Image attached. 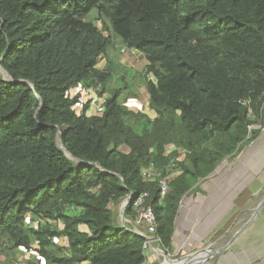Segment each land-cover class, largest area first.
I'll return each mask as SVG.
<instances>
[{"label": "trees", "instance_id": "trees-1", "mask_svg": "<svg viewBox=\"0 0 264 264\" xmlns=\"http://www.w3.org/2000/svg\"><path fill=\"white\" fill-rule=\"evenodd\" d=\"M117 42L147 62L133 78L152 118L121 99L127 77L115 88ZM0 59V244L44 264H145L146 240L114 220L129 193H148L170 252L182 198L264 127V0H0ZM78 87L107 95L100 115Z\"/></svg>", "mask_w": 264, "mask_h": 264}, {"label": "rangeland", "instance_id": "rangeland-1", "mask_svg": "<svg viewBox=\"0 0 264 264\" xmlns=\"http://www.w3.org/2000/svg\"><path fill=\"white\" fill-rule=\"evenodd\" d=\"M130 74L132 77L134 76V73ZM118 87H122V84H117L115 88ZM126 90L122 94L121 99L126 96V93L128 95L130 92H135V87L132 84ZM70 94H73V91H70ZM81 101L86 103L89 99L82 97ZM98 101L96 99L94 105L97 106ZM138 102L141 106H145L144 100ZM74 109L77 113H80L81 105L76 106ZM97 110L98 108L95 109L94 107L93 110L88 112V115H98ZM253 128H258V126H254ZM263 133L264 127L260 136ZM254 142L248 145L237 158L232 161H223L206 181L200 182L199 192H194L182 198L175 224L178 235L173 239L172 250L170 252L163 250L159 242L154 244L156 248L163 250L170 259H177L211 247L214 252H217V250L219 252L215 253L208 260V264H264L263 260L257 258V256L264 254V207L261 209V212L254 213L259 202L264 199V162L257 167L258 162L256 161L252 164L251 168L247 163L244 166L239 162L248 149L260 147L257 143L254 144ZM122 150L127 152L126 148ZM243 167H249V180L242 178ZM262 180L263 182H261ZM208 193L209 195L206 197L205 195ZM202 198H204L203 204ZM119 207H121V203L116 204L112 208L117 225L122 224L119 219ZM243 209H248L249 211L242 215L241 210ZM226 211L227 213H231L226 215L225 218L220 219ZM252 214L254 215L251 216ZM199 216L202 220L199 231H201L202 236L207 237L199 239L196 242L197 237L194 235L193 228H196ZM28 220H30L28 222L29 226L35 227L38 222L31 219L30 216ZM51 224L57 225L60 228L59 223L51 222ZM124 225L129 228L126 223ZM190 237H194V242L185 240V238L189 239ZM1 246L0 248H4V250L0 249V264H7L8 262L22 264L29 256L39 258L41 264H44L42 258L35 251V246L28 253H21L20 251L14 253L8 250L7 246ZM239 248L240 250L237 251ZM148 263L161 264L150 246L147 248V260L145 264Z\"/></svg>", "mask_w": 264, "mask_h": 264}, {"label": "crops", "instance_id": "crops-1", "mask_svg": "<svg viewBox=\"0 0 264 264\" xmlns=\"http://www.w3.org/2000/svg\"><path fill=\"white\" fill-rule=\"evenodd\" d=\"M122 48H123V46L121 45V42H117V44L115 46V50H114L113 55H112L114 57V59H115V62H116V63H114V67H113L114 68V72L116 73V75H115V80L116 81L114 80L113 83L114 84L116 83V85H117V84L120 83L118 81L120 78L122 79V77H127V80L131 83V84L129 83V85L133 84V86L135 87V92H133V93L136 94V98H128L127 97V93H126V96L124 97L125 105L130 110H132L134 112H138V111L144 112L149 117L152 118V117H154V115H153L152 112H150L148 110V101H149L148 88L143 83L142 79H140L138 77L133 78L131 76V74H130V73H136V74L141 73L143 71L144 67L147 65V62H146L145 58L140 53H138L135 50H129V49L125 48V52L121 53V49ZM106 62H107L106 57H103L100 60L98 66L100 68H103L105 66ZM150 79H151V77H150ZM72 91H73V95L76 94V93L80 94V101H81L82 97L84 99L86 98V99H89V101H91L92 107L89 109V111L93 110L94 107L96 109L97 106L99 105V103L102 102L107 97V95H104L100 99V98H98L96 96V94L92 90H85L84 91V90H81V88H79V87L75 88ZM123 93H125V92H123ZM96 99L99 100L97 106L94 105ZM140 100H144L145 106H141V104L138 102ZM145 109H146V111H144ZM208 195H209V193L207 195H205V196L207 197ZM201 201H202V204H203L204 198H202ZM230 213H227V211H226L220 219L225 218L226 215H228ZM198 218H199V220H198L197 226H196V228H193L194 235L197 237L196 238L197 239L196 242H198L199 239L201 240V239H205L207 237V236H202L201 235V231H199L200 230V225L202 224V220H201L200 216ZM176 235H178V232H176V230H175L174 237ZM185 240H188L189 242L190 241L194 242L195 239H194V237H190L189 239L185 238ZM256 261H257V259H256Z\"/></svg>", "mask_w": 264, "mask_h": 264}, {"label": "built area", "instance_id": "built-area-1", "mask_svg": "<svg viewBox=\"0 0 264 264\" xmlns=\"http://www.w3.org/2000/svg\"><path fill=\"white\" fill-rule=\"evenodd\" d=\"M123 52H125V47L121 49V53ZM102 102H100L99 105L97 106L98 115H100L102 112V109H101ZM81 103L83 102L81 101ZM175 165L176 164L172 162L170 167L172 168ZM156 172L157 171L155 169H150L148 172H143L142 176L146 179H149L154 174H156ZM159 188H160V197H164L168 191V181L166 178H163L160 181ZM147 198H148V193H143L138 196H135L134 194L131 195L130 201H133V207L136 212V218L132 222V224L139 231L143 232L146 235V237L152 238V236L155 237V217H154L151 205L146 202ZM28 222L29 220L27 219V223ZM59 226L60 228H62L61 224H59ZM151 240L154 241L155 244L159 242L157 238L156 240L155 239H151ZM150 243L151 242H146L144 245V248H148V246H150Z\"/></svg>", "mask_w": 264, "mask_h": 264}, {"label": "water", "instance_id": "water-1", "mask_svg": "<svg viewBox=\"0 0 264 264\" xmlns=\"http://www.w3.org/2000/svg\"><path fill=\"white\" fill-rule=\"evenodd\" d=\"M0 61H1V59H0ZM0 74H1V76L3 77V80H5V81H7V82H14V81H12L11 76H10L6 71H4V70L2 69L1 65H0ZM26 83H28V82H26ZM28 84H29V83H28ZM29 85H30L31 88H33V86H32L31 84H29ZM55 145H56V147H57L60 151H62L63 154H64L68 159H70L71 161H73V162L76 163L77 165H85L84 162H82L81 160H79V159L73 157V156H72V155H71V154H70V153L64 148V146H63V144H62L61 131H60V130H58V132H57V134H56ZM222 162H223V161H222ZM100 170L104 171V169H102V168H100ZM215 171H216V170H215ZM117 177H119V176H117ZM119 178H120V177H119ZM132 194H133V193H129V195H128L123 201L120 202V203H121V209H120V211H119V219L121 220V222H122V220H125L124 212H125V209H126L127 205H128L129 202H130V199H131V195H132ZM263 203H264V202H262V201L260 202V204L258 205L256 211H259V209H260V207L263 205ZM178 214H179V213H178ZM119 226H120L121 228H123V229H126L128 232H131V233H133V234H136V235H139V236L143 237V238L146 240V242H151V241H152L151 239H155V240H156V238L153 237V236H152V238H150V237H146V235H145L143 232H141V231H139V230H137V229L134 230V229L128 228L126 225H124V223L120 224ZM157 245L159 246V244H157ZM150 247H151V249L155 252V246H154V245H151V243H150ZM212 251H213V248L209 247V249L199 250L198 252H196V253H194V254H189V255H187V256H185V257H182V258L180 257V258H177V259H170L169 256H167L163 250H161V253H162V255H163V260H164V259H167L168 261H172V262H175V263L180 262V261H182V260H185V264H208V260H209V259L205 262V261H204L205 258H203L204 255L206 254L207 256H211V255H214L215 253H218V252H219V250H217V252L211 253ZM200 252H203L204 255H202V256L198 255V253H200ZM200 257H201V258H200ZM211 257H212V256H211Z\"/></svg>", "mask_w": 264, "mask_h": 264}, {"label": "bare ground", "instance_id": "bare-ground-1", "mask_svg": "<svg viewBox=\"0 0 264 264\" xmlns=\"http://www.w3.org/2000/svg\"><path fill=\"white\" fill-rule=\"evenodd\" d=\"M257 143V145L258 146H260V147H256V148H254V149H252V148H250V149H248L244 154H243V156L241 157V159L239 160V162L242 164V165H244L245 166V164L247 163L248 164V166L251 168V166H252V164L254 163V162H258V165H257V167L258 166H260L263 162H264V133L261 135V136H259L258 137V139L256 140V142H254V144H256ZM264 165V164H263ZM249 167H243L242 168V178L244 179V180H249V174H250V170H249ZM255 170V169H254ZM252 175H254V174H252ZM261 182H263V180L261 181ZM261 184V183H260ZM242 187V186H241ZM257 190V189H256ZM261 193V192H260ZM254 194V193H253ZM259 195V194H258ZM258 195H257V197H258ZM254 199H256V198H254ZM253 201V200H252ZM261 202V201H260ZM260 202H259V204H260ZM262 202H264V199L262 200ZM258 204V205H259ZM252 206V205H251ZM255 206V205H254ZM258 207V206H257ZM264 207V203H263V205L260 207V209H259V211H256V209L254 210V213H258V212H261V209ZM119 209H121V207H119ZM120 211V210H119ZM249 210L248 209H243V210H241V213H242V215L243 214H245V213H247ZM254 214H252L251 216H253ZM244 221V220H243ZM122 223H126L128 226H129V228H131V229H134V230H136L137 228H135V226L131 223V221L129 220V219H127V218H125V220H122ZM242 223V222H241ZM243 227H244V225H243ZM237 229V228H236ZM138 230V229H137ZM235 240V239H234ZM230 243V242H229ZM228 243V244H229ZM155 243H154V241H151V245H154ZM223 245V244H222ZM231 245V244H230ZM158 246V245H157ZM225 246V245H224ZM240 250V248L239 249H237V251H239ZM226 252V251H225ZM224 252V253H225ZM155 253H156V256L159 258V260H160V262H161V264H185V260H182V261H180V262H177V263H175V262H172V261H168L167 259H164L163 260V255H162V253H161V250L159 249V248H156L155 247ZM211 253H214V251H212ZM223 253V254H224ZM198 255H200V256H202V255H204V253L203 252H200V253H198ZM211 256H213V255H211ZM211 256H207L206 254L204 255V257L203 258H205L204 259V261L206 262L208 259H210L211 258ZM201 258V257H200ZM257 258L258 259H260V260H263V262H264V254L263 255H260V256H257ZM148 264H151V263H148ZM156 264V263H155Z\"/></svg>", "mask_w": 264, "mask_h": 264}]
</instances>
